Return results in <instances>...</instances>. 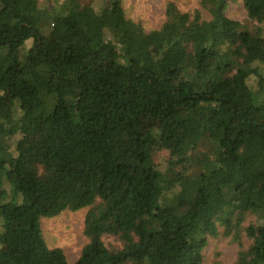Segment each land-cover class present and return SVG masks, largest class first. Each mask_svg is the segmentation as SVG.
I'll list each match as a JSON object with an SVG mask.
<instances>
[{
	"label": "trees",
	"instance_id": "1",
	"mask_svg": "<svg viewBox=\"0 0 264 264\" xmlns=\"http://www.w3.org/2000/svg\"><path fill=\"white\" fill-rule=\"evenodd\" d=\"M67 1L0 0V264H202L221 228L264 264V0L245 23L169 1L149 31L122 0ZM83 208L71 263L41 220Z\"/></svg>",
	"mask_w": 264,
	"mask_h": 264
},
{
	"label": "rangeland",
	"instance_id": "2",
	"mask_svg": "<svg viewBox=\"0 0 264 264\" xmlns=\"http://www.w3.org/2000/svg\"><path fill=\"white\" fill-rule=\"evenodd\" d=\"M126 16L141 22L146 30L160 28L166 20V4L174 1L181 11L194 13L199 9L203 16L207 17V12L201 6L200 0H122ZM41 5H54L60 13L66 12L70 8L67 0H39ZM229 18L238 20L242 23L248 21V14L242 0H231L225 11ZM44 36L39 41V45L45 46L51 55L58 59L60 51L54 38L50 36L49 29H45ZM17 138L14 143L16 149ZM169 157L167 150L159 151L155 155V161L162 164ZM89 208L78 211L66 210L55 217H43L41 220L43 235L50 248H62L71 263H75L80 257L84 246L88 243V238L84 233V221ZM254 218L248 215L243 223L247 227ZM240 241L244 249L250 246L251 240L245 235L242 229ZM209 242L203 251L202 264H237V258L242 249L234 235L223 234V228L216 237H209ZM104 241L107 245H119V242L112 236H105Z\"/></svg>",
	"mask_w": 264,
	"mask_h": 264
}]
</instances>
